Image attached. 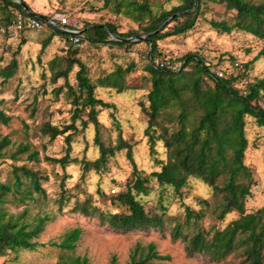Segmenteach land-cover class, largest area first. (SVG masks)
<instances>
[{
  "label": "trees",
  "instance_id": "trees-1",
  "mask_svg": "<svg viewBox=\"0 0 264 264\" xmlns=\"http://www.w3.org/2000/svg\"><path fill=\"white\" fill-rule=\"evenodd\" d=\"M201 1L221 2L226 9L235 11L230 22L226 19L209 20L215 30L230 32L233 29H240L255 37L264 38V0H197L194 8V0H183L178 5L156 12L147 2L102 0V7H114L116 13L124 14L138 22L142 27L141 34L147 36L144 40L149 44L150 62L147 70L151 81L150 88L144 94V99L139 100V105L147 116L144 135L147 137L148 151L159 169L148 173L139 170L131 155V145L122 137H119L116 146L109 147L98 138L100 125L98 112L101 107L115 110V105L96 97L95 88L105 86L113 87L118 92L122 91L127 88L124 84V73L130 69L117 66L92 81L83 62L70 58L64 67H59L57 56L49 60V70L53 82L62 77L64 83L53 87L52 92L58 95L62 88H65L67 96L70 97L65 98L70 104V117L69 121L46 120L41 123L40 130L49 140L61 137L65 146V153L62 156L44 155V159L59 164L63 169L70 162H78L83 176L91 169L99 171L105 164L107 156L114 155L115 150L125 148L126 156L132 165L131 172L124 182V189L115 195H109L114 206L123 208L118 211L100 210L91 202L89 195L82 201L76 200L70 208L71 212L96 216L100 224H107L113 229L125 232L160 229L164 224V206L159 203L162 209L160 213L148 210L138 197L148 194L150 179L154 178L160 187H171L180 197L181 189L186 186L190 177L199 179L211 189L212 196L220 198L213 208L217 220H223L226 214L233 211L238 213V217L228 221L221 228L211 226L205 229L197 222L204 215L202 208L210 206V202L206 198H198L197 202L202 205L199 209L184 204V219L174 221L170 228L171 239L182 240L185 254L189 257L195 254H207L215 260H220L229 254H235L239 257L237 264H263L264 205L252 211H247L245 208V202L251 196L253 176L251 169L244 163V154L248 144L245 135L246 116L255 118L259 126L264 124V107L259 104V101L264 103V76L251 79L246 75L250 83L243 95L232 85L242 75L230 79L217 78L210 72V65L197 54L186 53L181 56L178 63L183 62V64L178 70L158 67L155 63L156 59L152 57L158 39L183 33L192 27ZM0 4L2 9L9 7L5 23L9 21L12 9H18L25 14L34 13L24 0H0ZM33 15L39 18L50 16L36 13ZM178 16H184L185 19L173 25L171 30L162 31L169 20L157 30L169 17L175 20ZM80 29V44L84 36L94 44H128V40L113 39L111 34L116 35L117 38L139 35L136 30L119 32L115 25L108 22L87 23ZM49 30L63 35L58 28L51 27ZM50 39L51 36H48L42 42V47H45ZM69 47L75 48L71 45ZM263 54L264 49H261L253 59ZM190 62L194 63L193 67L187 70ZM74 64L78 66L74 73L75 85L67 80V74ZM243 68L249 74L245 64ZM15 69L16 61L12 59L0 69V77L3 80L8 79L14 74ZM204 76L208 77L212 84H208ZM9 119L10 116L0 109V123L7 124ZM89 123L95 129L94 142L98 148V156L93 160L71 157L69 150L73 137L79 129L87 128ZM157 141L163 143L165 160L155 156ZM10 143L9 136L0 133V165L7 157L5 148ZM28 150V144L20 143L10 158L14 159L17 154ZM38 153L37 149H33L28 153L27 158L37 160ZM10 172L12 180L0 179V255L18 249L32 250L41 245L35 238L42 231L44 223L50 220L47 213L27 216L26 207L17 213L6 209L7 202L24 204V201L33 199L37 195L46 197V191L40 183L43 177L38 170L25 164H12ZM64 179L65 176H62L59 183L60 195L57 198L59 211L68 199L63 184ZM193 224L196 225L194 232L189 234L184 231L185 227ZM80 234V227L71 228L63 234L60 242L52 244L64 251H71ZM138 249L136 245L126 264H169L170 255L160 254L153 243H148L144 252L139 253ZM110 262L118 264L115 256H112ZM55 264H89V260L85 255L63 252Z\"/></svg>",
  "mask_w": 264,
  "mask_h": 264
},
{
  "label": "rangeland",
  "instance_id": "rangeland-1",
  "mask_svg": "<svg viewBox=\"0 0 264 264\" xmlns=\"http://www.w3.org/2000/svg\"><path fill=\"white\" fill-rule=\"evenodd\" d=\"M24 1L36 14L63 13L82 28L87 23L108 22L115 25L119 32L136 30L142 38L131 37L128 44H94L84 36L79 46L71 48L65 42L62 33H55L49 29L24 30L16 40L11 41L0 34V69L12 59L16 61L14 74L6 80L0 77V109L10 116L7 124L0 123V133L8 135L11 140L5 148L7 157L0 165V179L12 180L11 165L25 164L41 173L43 178L40 179V183L46 191L45 198L37 195L24 201V204L7 202L5 207L13 213L26 207L29 217L44 213L50 217L35 238L41 245L32 250L7 251L0 255V264H55L63 252L85 255L89 264H111L112 256H115L118 264H126L136 245L140 253L146 250L148 243H153L160 254H169V264H237L239 257L235 254H229L220 260H215L207 254L186 256L184 242L180 239L176 241L171 239L170 228L174 221L184 219V204L199 209L202 205L197 202L198 198H206L210 202V206L202 208L204 215L197 222L205 229L211 226L221 228L228 221L238 217V213L233 211L226 214L223 220H217L213 208L220 198L212 196L211 189L193 177H190L186 186L181 189V197L169 186L160 187L154 178L148 183V194L138 196L148 210L160 213L162 209L159 203L164 206V224L160 229L125 232L113 229L107 224H100L96 216H84L70 211L76 200L82 201L88 195L91 202L100 210H121L123 207L114 206L109 195H115L124 189V182L131 172L132 165L126 156L125 148L115 150L114 155L107 156L105 164L99 171L91 169L83 176L78 162H70L63 169L59 164L44 159V155L62 156L65 153V146L61 137L49 140L40 130L41 123L46 120L69 121L70 117V104L65 99L70 97L67 96L65 88H62L58 95L52 92L53 87L63 85L64 78L60 77L53 82L49 60L57 56V62L60 63L58 66L64 67L70 58H76L85 64L92 81L117 66L130 69L124 73V84L127 88L122 91L118 92L113 87L105 86L95 88L96 97L115 105V110L101 107L98 112L97 118L100 122L98 138L107 147L116 146L119 137L125 139L131 145V155L137 168L148 173L159 169L148 151L147 137L144 135L147 116L139 105V100L144 99V94L150 88L151 77L147 70L150 62L149 44L144 40L147 36L141 34L142 27L138 22L124 14L116 13L114 7H102V0ZM138 1L149 3L155 12L183 2V0ZM8 10V6L2 9L0 4V25L5 23ZM234 13V10L226 9L221 2L201 1L192 27L183 33L158 39L152 57L158 59L161 56H169L178 62L184 54L194 53L207 62L210 68L225 66L237 59L246 65L251 79L261 78L264 76V54L257 59L253 58L264 49V38L255 37L240 29H233L230 32L218 31L209 23L211 19H226L230 22ZM184 19V16H178L175 20L170 18L162 31L171 30L173 25ZM48 36H51L50 42L42 47V42ZM111 38L117 39L113 36ZM193 64L190 62L187 70H190ZM77 69L78 66L74 64L67 74L70 84L75 85L74 73ZM204 80L212 84L208 77L204 76ZM259 104L264 107L263 101H259ZM245 135L248 144L244 163L251 169L253 176L251 196L247 198L245 208L252 211L264 205V124L259 126L255 118L246 116ZM94 136L95 129L91 123L87 128L79 129L71 142L69 155L90 160L96 158L99 152ZM20 143L28 144L29 150L11 159L10 155ZM155 148V156L165 160L163 143L157 141ZM33 149L39 152L37 160L27 158ZM62 176H65L63 184L68 199L59 211L57 198L60 195L59 183ZM111 189H115V192ZM74 227H80L81 234L73 250L64 251L52 244L60 242L63 234ZM195 230V224L184 228L189 234Z\"/></svg>",
  "mask_w": 264,
  "mask_h": 264
},
{
  "label": "built area",
  "instance_id": "built-area-1",
  "mask_svg": "<svg viewBox=\"0 0 264 264\" xmlns=\"http://www.w3.org/2000/svg\"><path fill=\"white\" fill-rule=\"evenodd\" d=\"M29 13V12H28ZM58 28L63 32L65 42L69 45L76 47L80 45V26L75 21L69 19L68 15L63 13L53 14L45 18H39L31 13L25 14L18 9L11 10V17L7 23L0 25V34L5 36L9 41L16 40L23 30H48L49 28ZM158 67L172 68L178 70L182 63L175 62L169 56H161L155 60ZM210 72L217 78L230 79L231 77H241L236 82L232 83L240 94H245L247 85L250 83V74H248L241 61L235 59L230 61L225 66L218 65L210 68ZM248 75V76H246ZM115 192V189H111Z\"/></svg>",
  "mask_w": 264,
  "mask_h": 264
},
{
  "label": "water",
  "instance_id": "water-1",
  "mask_svg": "<svg viewBox=\"0 0 264 264\" xmlns=\"http://www.w3.org/2000/svg\"><path fill=\"white\" fill-rule=\"evenodd\" d=\"M196 5H197V0H194V2H193V8L194 7H196ZM32 14H34V13H32ZM170 19V17L165 21V22H163L160 26H159V28L157 29V30H160L163 26H164V24L168 21ZM113 37H115V38H117L116 37V35H114V34H111ZM135 39H140V38H142V36H135L134 37ZM146 38V37H145ZM117 39H125V40H130V39H132L131 37H128V38H117Z\"/></svg>",
  "mask_w": 264,
  "mask_h": 264
}]
</instances>
